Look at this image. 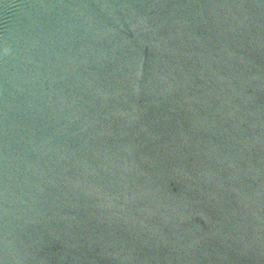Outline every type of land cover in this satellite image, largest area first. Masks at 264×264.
Masks as SVG:
<instances>
[{"label": "water", "instance_id": "obj_1", "mask_svg": "<svg viewBox=\"0 0 264 264\" xmlns=\"http://www.w3.org/2000/svg\"><path fill=\"white\" fill-rule=\"evenodd\" d=\"M0 264H264V0H0Z\"/></svg>", "mask_w": 264, "mask_h": 264}]
</instances>
